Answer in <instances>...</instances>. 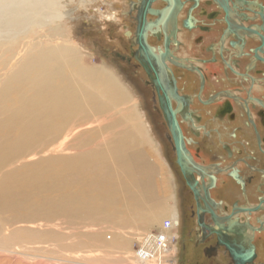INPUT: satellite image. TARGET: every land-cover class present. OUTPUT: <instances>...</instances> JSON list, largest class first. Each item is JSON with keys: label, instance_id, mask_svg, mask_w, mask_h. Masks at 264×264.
<instances>
[{"label": "flooded vegetation", "instance_id": "flooded-vegetation-1", "mask_svg": "<svg viewBox=\"0 0 264 264\" xmlns=\"http://www.w3.org/2000/svg\"><path fill=\"white\" fill-rule=\"evenodd\" d=\"M121 4L108 50L178 174L171 264H264V0Z\"/></svg>", "mask_w": 264, "mask_h": 264}, {"label": "bare ground", "instance_id": "bare-ground-1", "mask_svg": "<svg viewBox=\"0 0 264 264\" xmlns=\"http://www.w3.org/2000/svg\"><path fill=\"white\" fill-rule=\"evenodd\" d=\"M65 19L69 15L59 0H0V170L21 163L1 175L0 210L12 215L34 211L44 217L62 213L117 226H128L133 218L148 222V212L158 206L157 200L146 201L152 191L150 169L124 151L134 130L121 139L119 152V146L108 147V152L87 149L90 143L83 140L73 155H47L22 163L28 157L52 154L74 123L101 114L120 100L113 83L85 68L70 47L55 43L58 29L50 27ZM110 155L114 161L123 160L120 171L107 165ZM152 219L158 222L156 216Z\"/></svg>", "mask_w": 264, "mask_h": 264}, {"label": "rangeland", "instance_id": "rangeland-1", "mask_svg": "<svg viewBox=\"0 0 264 264\" xmlns=\"http://www.w3.org/2000/svg\"><path fill=\"white\" fill-rule=\"evenodd\" d=\"M59 1L62 11H67L69 19L62 21L63 24L55 22L51 25L50 28L58 29L55 43L70 47V51L85 68L105 77L108 83H113L120 100L116 106H108L101 114H90V120L74 123L53 146L57 150L52 154L28 157L22 163H32L47 155H73L77 151V143L83 140L90 143L87 149L101 148L108 152L119 146L123 138L134 130L133 141L131 144L126 142L124 151L127 155L135 154L138 161L147 164L150 169L149 187L152 191L146 201L149 203L148 199L153 202L157 200L158 206L153 213L148 212V216H151L148 217V222L142 223L133 218L128 226H117L99 219L95 222L82 218L73 219L62 213L44 217L25 209L14 212V217L9 211L0 210V264H171L176 229L164 230L163 224L171 221L173 214L176 215L179 188L174 156L163 134L155 127L160 124H154L148 119V113L153 111L143 100V94L147 92L138 88L131 74V66L120 62L108 50L112 45V22L122 17L119 15L123 7L121 2L124 0ZM119 149L120 146L118 152ZM105 161L110 169L117 168L119 171L124 165L121 158L114 161L111 155ZM20 165L18 162L14 166L4 167L0 170V179L6 171L12 172V168L16 169ZM134 175L140 178L137 172ZM144 207L146 210L150 209L146 205ZM154 216L158 218V222L152 219ZM159 233L166 237L167 250L162 253L160 261L150 259L141 263L136 258L140 239Z\"/></svg>", "mask_w": 264, "mask_h": 264}, {"label": "built area", "instance_id": "built-area-1", "mask_svg": "<svg viewBox=\"0 0 264 264\" xmlns=\"http://www.w3.org/2000/svg\"><path fill=\"white\" fill-rule=\"evenodd\" d=\"M170 226L171 222L166 221L163 224V229L168 230ZM165 238V235L161 233L142 237L136 250V258L140 260L157 259L160 261L162 253L167 250V241Z\"/></svg>", "mask_w": 264, "mask_h": 264}, {"label": "water", "instance_id": "water-1", "mask_svg": "<svg viewBox=\"0 0 264 264\" xmlns=\"http://www.w3.org/2000/svg\"><path fill=\"white\" fill-rule=\"evenodd\" d=\"M172 126H173V128H174V130H175V129H176V125H175V121H174V119H173V121H172ZM176 147H177V152H178V154H179L178 144H176Z\"/></svg>", "mask_w": 264, "mask_h": 264}]
</instances>
